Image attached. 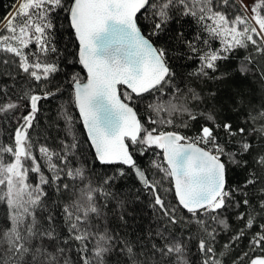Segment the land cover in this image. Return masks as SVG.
Returning <instances> with one entry per match:
<instances>
[{
	"label": "snow or ice",
	"instance_id": "obj_1",
	"mask_svg": "<svg viewBox=\"0 0 264 264\" xmlns=\"http://www.w3.org/2000/svg\"><path fill=\"white\" fill-rule=\"evenodd\" d=\"M59 12L67 14L79 43L78 61L86 70V79L70 77L75 105L96 159L116 167V173L98 185L84 166L75 165L78 142L70 115L65 116L70 141H62L59 151L29 134L39 102L62 91L59 84L54 90L48 87L60 71L58 63L47 59L57 53L51 32ZM138 13L152 20L150 35L163 31L173 15L196 20L207 34L205 39L198 34L185 41L199 60L189 74L196 81L224 79L227 73L217 75L218 62L244 49L247 54L238 71L253 74L264 85V0H252L251 5L243 0H16L14 10L0 20V64L6 66L0 75L14 80L8 70L14 64L37 87L23 89L14 99L12 88L0 86V115L8 117L22 104L28 109L17 120L10 142H0V203L6 206L0 264H107L113 252L125 258L122 264H197L189 258L190 241L198 264H224L233 242L254 227L249 250L262 254L252 256L248 264H264V223L258 222L264 220V95L259 105L245 96L235 101L240 122L218 120L214 107L201 110L215 93H203L199 84L173 83L175 73L165 50L141 31ZM211 40H219L221 47L212 49ZM197 42L206 47L201 49ZM121 85L130 91L121 92ZM144 94L153 97L146 105V123L130 106ZM199 119L204 122L194 136L181 131ZM149 153L156 158L141 167L135 155ZM232 166L245 171L242 186L229 184ZM124 167L134 172L153 197L151 206L159 209L162 226L149 233L159 243L133 242L104 224V209L113 197L109 189L126 174ZM149 169L154 170L151 175ZM30 174H35L34 183L29 182ZM165 182L171 187L164 188ZM50 184L67 194L68 202L62 205L64 236L50 213L39 215L47 210L44 186ZM162 191L174 193L176 207L166 204ZM229 210L244 226L218 252V229L229 228L223 217ZM247 256L245 252L240 259Z\"/></svg>",
	"mask_w": 264,
	"mask_h": 264
},
{
	"label": "trees",
	"instance_id": "obj_2",
	"mask_svg": "<svg viewBox=\"0 0 264 264\" xmlns=\"http://www.w3.org/2000/svg\"><path fill=\"white\" fill-rule=\"evenodd\" d=\"M15 5L16 0H0V20L9 12H12ZM229 14L231 15V12ZM66 17L67 14L65 12H59L54 17L56 27L51 32V44L57 49V53L49 54L47 57L49 62L58 63L60 68V71L55 75V79L49 83L48 87L54 90L53 86L59 84L62 91L53 98L39 102V111L33 121V127L29 129V134L39 144H46L51 149L59 151L62 141H70L67 136L68 128L65 119L66 115H70L72 118L71 128L78 142L75 165L84 166L87 170L86 175L90 177L94 185H98L102 178L114 175L116 167L103 165L96 159L94 149L88 140L80 114L75 105L70 77L73 74H79L82 79H85L86 71L78 61V42L74 32L70 29ZM137 18L143 31L154 40L159 48L165 50L166 60L171 71L175 73L173 83L181 85L192 83L193 86L199 84L198 90H202L203 93H215V99L202 106L201 110L214 107L218 113V120L240 122L242 113L234 111L235 101L238 98L245 96L251 98L257 105L261 103V97L264 95V85L253 74L242 75L238 71L240 63L247 54L244 49H238L233 54H230L227 60L218 62L219 72L217 75L227 73L224 79L209 80L207 82L196 81L189 74L199 67V60L197 56L189 51L185 43V41L193 40L198 34L202 39L207 38V34L201 31V26L196 20L189 16L173 15L172 20L168 22L163 31L158 35H150L152 20H145L140 13H138ZM197 43L201 49L206 47L199 42ZM209 43L212 49L221 47L219 40H211ZM33 50H35V46H33ZM3 59L4 56L0 55V60ZM5 67V65L0 64V72ZM8 70L12 72L15 79L0 75V86L7 84L9 88H12L13 92L11 94L14 99L17 95L22 94L23 89L37 87L36 82L30 81L24 73L18 72L14 64ZM126 90V87L121 85V92ZM162 98L166 100L168 97L165 95ZM152 99V96L144 94L141 99L134 98V102H132L139 112L142 123H146L145 118L150 115L146 105ZM27 111V107L22 104L18 111L9 114L8 117L0 115V142L5 144L10 142L11 134L17 126V120L20 116L27 114ZM203 122L202 119H199L192 123L190 129H181V131L187 136H192L198 132ZM155 151L161 152L162 150L156 149ZM155 158L152 153L146 156L135 155L138 164L144 168H147L149 160ZM124 171L126 174L118 177L109 189L113 193V197L109 199L108 206L104 209L106 213L104 224L115 234L126 237L133 242L139 240L144 244H148L150 241L159 243L158 239L152 241L149 235V233L154 234L162 226L159 209H154L151 206L154 203L153 197L144 189L134 172L127 167H124ZM153 171V169H149V174L151 175ZM245 175V171L232 166L229 184L242 186ZM29 178L35 180V174H30ZM157 178H159L158 174ZM64 182L67 183L68 181ZM77 186L82 187L83 185L77 182ZM170 187L171 185L168 182L164 183V188ZM44 191L47 193L44 200L47 210L39 213V215L47 216L50 213L55 218L54 225L57 232L64 236L67 225L63 220L62 205L68 202L67 194L63 191L57 192L55 185L51 184L44 186ZM161 195L165 199L166 204L177 206L174 193L162 191ZM100 199L98 197V200ZM237 199H240L239 195H237ZM121 202H123L122 206H120ZM178 211L180 215H186L183 210L178 209ZM240 211H243V208ZM5 212L6 206L0 203V226L4 225ZM121 215L123 220L120 219ZM223 217L226 218L229 228L227 230L218 229L219 234L215 243L218 252L224 251L223 246L229 244L232 236L244 226V222L236 218V213L233 210L224 212ZM258 222L264 223V220H259ZM256 231L257 229L254 227L247 231L245 236L239 241L233 242V247L223 257L224 264H233L234 260L237 261V264H248V260L252 256L262 254L259 250L255 252L249 250V238ZM189 248V258L196 260L198 264L193 241L189 242ZM245 252L248 253V256L243 257L241 260L240 258ZM124 259L122 255L113 252L108 257L107 264H122Z\"/></svg>",
	"mask_w": 264,
	"mask_h": 264
},
{
	"label": "water",
	"instance_id": "obj_3",
	"mask_svg": "<svg viewBox=\"0 0 264 264\" xmlns=\"http://www.w3.org/2000/svg\"><path fill=\"white\" fill-rule=\"evenodd\" d=\"M137 16H138V14H137ZM138 19V18H137ZM138 24H139V22H138ZM139 26H140V24H139ZM141 27V26H140ZM141 31L146 35V36H148V38L151 40V42L153 43V45L155 46V47H157V48H159L158 46H157V44L154 42V40L149 36V35H147L144 31H143V29L141 28ZM76 37V36H75ZM77 39V38H76ZM77 42H78V39H77ZM78 51H79V43H78ZM167 61V60H166ZM167 64H168V62H167ZM168 66H169V64H168ZM169 68H170V66H169ZM86 71V70H85ZM86 79V78H85ZM126 87V86H125ZM119 88H120V91H121V86H119ZM122 99H123V96L121 97ZM130 106L131 107H133V109L136 111V113H137V117H138V119H140V116H139V112H138V110H137V108L135 107V105L132 103V102H130ZM77 109H78V107H77ZM78 112H79V110H78ZM82 120V119H81ZM141 120V119H140ZM84 126V125H83ZM84 129H85V127H84ZM85 132H86V129H85ZM87 134V133H86ZM94 149V148H93ZM135 158V157H134Z\"/></svg>",
	"mask_w": 264,
	"mask_h": 264
},
{
	"label": "rangeland",
	"instance_id": "obj_4",
	"mask_svg": "<svg viewBox=\"0 0 264 264\" xmlns=\"http://www.w3.org/2000/svg\"><path fill=\"white\" fill-rule=\"evenodd\" d=\"M243 3L244 4H246V5H251V3H252V0H243ZM29 182H32V183H34L35 182V180H31V178H29Z\"/></svg>",
	"mask_w": 264,
	"mask_h": 264
},
{
	"label": "built area",
	"instance_id": "obj_5",
	"mask_svg": "<svg viewBox=\"0 0 264 264\" xmlns=\"http://www.w3.org/2000/svg\"><path fill=\"white\" fill-rule=\"evenodd\" d=\"M195 134H193L192 136H194Z\"/></svg>",
	"mask_w": 264,
	"mask_h": 264
}]
</instances>
